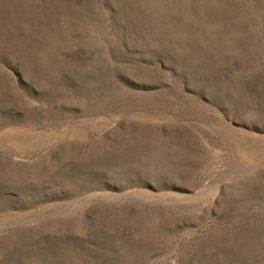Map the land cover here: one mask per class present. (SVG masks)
I'll use <instances>...</instances> for the list:
<instances>
[{
	"label": "rangeland",
	"instance_id": "rangeland-1",
	"mask_svg": "<svg viewBox=\"0 0 264 264\" xmlns=\"http://www.w3.org/2000/svg\"><path fill=\"white\" fill-rule=\"evenodd\" d=\"M0 264H264V0H0Z\"/></svg>",
	"mask_w": 264,
	"mask_h": 264
}]
</instances>
